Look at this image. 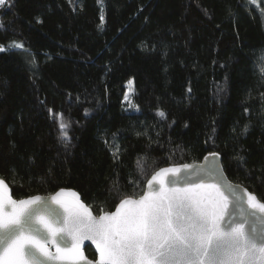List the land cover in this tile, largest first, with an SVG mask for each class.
<instances>
[{
  "label": "trees",
  "instance_id": "16d2710c",
  "mask_svg": "<svg viewBox=\"0 0 264 264\" xmlns=\"http://www.w3.org/2000/svg\"><path fill=\"white\" fill-rule=\"evenodd\" d=\"M261 10L251 0H5L0 177L13 197L74 188L95 213L110 211L158 168L217 152L227 177L264 201ZM129 80L134 111L123 106ZM57 113L70 122L68 147Z\"/></svg>",
  "mask_w": 264,
  "mask_h": 264
},
{
  "label": "snow or ice",
  "instance_id": "6c2138e0",
  "mask_svg": "<svg viewBox=\"0 0 264 264\" xmlns=\"http://www.w3.org/2000/svg\"><path fill=\"white\" fill-rule=\"evenodd\" d=\"M4 3L0 0V5ZM100 21L97 27L103 30V12ZM37 22H41L39 18ZM7 49L29 51L23 41H12ZM4 51L6 46L0 45V52ZM29 63L35 65V58ZM130 93L134 89L125 93V100H129ZM48 111L51 117L52 109ZM157 114L165 116L162 111ZM55 118L59 139L68 147L70 122H64L62 113ZM209 155L215 157L219 153ZM137 166L141 167L139 159ZM179 172L175 167L161 168L147 180L148 190L139 199L122 198L114 212L99 217L93 216L78 199L62 200L64 189L52 199L64 209L66 218L55 209L44 214L41 208L47 204L41 197L12 199L7 184L0 178V264H47L57 258H83L79 251L82 238L96 243L98 264H264V229L257 232L253 226L249 231L246 226L250 219L243 210L241 219L233 217L218 182L185 181L184 186H177L178 181L169 174ZM114 188L119 191L118 184ZM248 204L264 212V202L251 193ZM53 215L55 222L49 219ZM65 236L71 237V249L58 246V255L50 254L48 240L64 241Z\"/></svg>",
  "mask_w": 264,
  "mask_h": 264
},
{
  "label": "water",
  "instance_id": "95a60500",
  "mask_svg": "<svg viewBox=\"0 0 264 264\" xmlns=\"http://www.w3.org/2000/svg\"><path fill=\"white\" fill-rule=\"evenodd\" d=\"M213 153H217V152H213ZM209 154H206L200 161H195V162H190V163L173 164V165H167V166L160 167L157 170H155L148 177V179H150L151 176L155 172L159 171L161 168L175 167V168H179L180 172L177 174H169V177L174 178L178 181L177 186H184L185 181H197V182H199L200 180H202L205 183L218 182L219 186L221 188V191H223L224 195L228 198L227 199L228 210H229V212H231L233 214V217L236 219H241L240 212H241V210H243L244 214L246 216H249V219H250V223L246 226L249 231H251L253 226H255L257 232H259L261 229H264V212H261L258 208L253 209L248 204L249 193L253 194L256 197H257V195L255 193L251 192L249 189H247L243 184L235 182V181H233L227 177V175L223 169V166H222L220 154L218 156H215V157L210 156ZM205 157H207V159H205ZM183 165H191L192 167L185 169L182 167ZM209 170H212L211 175L208 174ZM193 173H196V174L194 175ZM5 184H7L8 194L12 197V199L21 200V199H27L31 196L41 197L47 204V207L41 208V212L44 214H47L52 209H55L56 212L62 214V216H64L66 218V213H64V209L61 207V205L57 204L52 199V197L55 196L57 193H59L61 189L65 190V192L62 193L61 197H60L62 200L74 201V200L78 199L81 203H83L86 207L89 208L92 215L95 217H99L100 215H103L105 212H114L116 210V206H115L110 211L95 213L91 209V207L83 201L81 194L74 188H60V189H58V190H56L50 194H35V195H31V196H27V197L17 199L15 197H13V195L11 193V188L6 181H5ZM147 190H148V185H147V181H146L143 192L140 195L132 197V198L133 199H139V197L141 195H143L144 192ZM73 192L76 193L75 197H73L71 194ZM257 199L260 202H264V201L260 200L258 197H257ZM252 213H255V215H251ZM49 219L52 220L53 222H55L56 217L53 215V216H50ZM226 219H227V217H226ZM60 226L61 225H57V227H60ZM47 246H48V250H49L50 254L58 255L57 254V247L58 246L61 249H71V247H72L71 237L65 236L64 241L57 239L55 243H53L52 240L49 239L47 242ZM86 246H90L93 249V251L95 253L94 258H90L89 256H87V254L85 252ZM79 251H80V254L83 258H76V259L57 258L55 260H48L47 264H89V262H91V264H98L99 250L97 249L96 243L92 239L82 238L80 243H79ZM37 255H39V253H37Z\"/></svg>",
  "mask_w": 264,
  "mask_h": 264
},
{
  "label": "rangeland",
  "instance_id": "374dc122",
  "mask_svg": "<svg viewBox=\"0 0 264 264\" xmlns=\"http://www.w3.org/2000/svg\"><path fill=\"white\" fill-rule=\"evenodd\" d=\"M253 2V0H251ZM253 4H255L256 6H258L261 10L262 13H264V0H254ZM130 81V80H129ZM129 89H132L131 87V84H129L128 82L125 83V89H124V95H123V106L126 110H129V111H134L136 110V106L133 102V94L130 93L129 94V100H125V93L126 92H129ZM80 174H86V171H82Z\"/></svg>",
  "mask_w": 264,
  "mask_h": 264
}]
</instances>
